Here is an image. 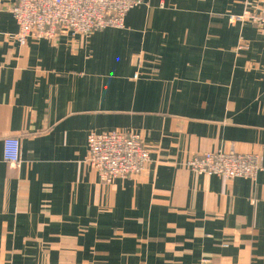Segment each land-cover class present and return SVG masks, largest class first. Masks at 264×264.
<instances>
[{
  "label": "crops",
  "instance_id": "0c3cea01",
  "mask_svg": "<svg viewBox=\"0 0 264 264\" xmlns=\"http://www.w3.org/2000/svg\"><path fill=\"white\" fill-rule=\"evenodd\" d=\"M0 0V264H264V0H142L123 28L12 39ZM135 133L144 171L109 184L90 133ZM16 137L21 163L3 161ZM256 153L255 180L195 175Z\"/></svg>",
  "mask_w": 264,
  "mask_h": 264
},
{
  "label": "built area",
  "instance_id": "2783aa9c",
  "mask_svg": "<svg viewBox=\"0 0 264 264\" xmlns=\"http://www.w3.org/2000/svg\"><path fill=\"white\" fill-rule=\"evenodd\" d=\"M9 8L17 32L12 39L20 45L27 40H54L67 33L88 37L106 28H123L125 16L142 0H11ZM232 21H248L264 28V8L245 13ZM21 145L16 137L3 141V161L12 166L21 163ZM149 151L135 133H90L87 137L86 165L100 181L109 184L116 179H131L144 171ZM195 175L217 176L225 180H255L263 170L256 153L216 151L195 155L185 163Z\"/></svg>",
  "mask_w": 264,
  "mask_h": 264
}]
</instances>
